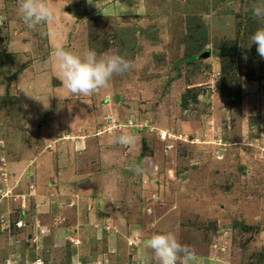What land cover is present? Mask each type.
<instances>
[{
	"label": "rangeland",
	"instance_id": "obj_1",
	"mask_svg": "<svg viewBox=\"0 0 264 264\" xmlns=\"http://www.w3.org/2000/svg\"><path fill=\"white\" fill-rule=\"evenodd\" d=\"M46 3L33 30L0 0V264H159L168 232L198 264H264L260 0ZM57 48L134 67L73 95Z\"/></svg>",
	"mask_w": 264,
	"mask_h": 264
},
{
	"label": "clouds",
	"instance_id": "obj_2",
	"mask_svg": "<svg viewBox=\"0 0 264 264\" xmlns=\"http://www.w3.org/2000/svg\"><path fill=\"white\" fill-rule=\"evenodd\" d=\"M23 23L35 30L42 23L51 21L54 12L46 0H18ZM253 15L264 18V0L253 9ZM257 46V52L264 58V28H259L251 37V45ZM52 59L58 69L63 86L73 95H92L100 89L108 87L114 75H122L134 67L133 63L117 53L97 54L93 49L86 50L82 55L75 54L64 48H57ZM134 137L122 134L115 138L114 143L130 145ZM135 174H143L140 164L130 165ZM159 264H198L199 257L188 246L182 245L173 232L156 234L147 241Z\"/></svg>",
	"mask_w": 264,
	"mask_h": 264
},
{
	"label": "built area",
	"instance_id": "obj_3",
	"mask_svg": "<svg viewBox=\"0 0 264 264\" xmlns=\"http://www.w3.org/2000/svg\"><path fill=\"white\" fill-rule=\"evenodd\" d=\"M163 138H166V134L163 135ZM36 264H43V262L41 260H37Z\"/></svg>",
	"mask_w": 264,
	"mask_h": 264
}]
</instances>
